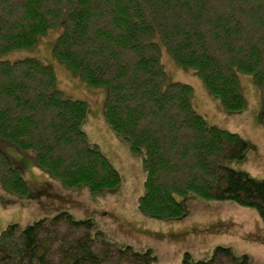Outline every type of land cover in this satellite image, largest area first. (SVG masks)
<instances>
[{"label":"trees","instance_id":"16d2710c","mask_svg":"<svg viewBox=\"0 0 264 264\" xmlns=\"http://www.w3.org/2000/svg\"><path fill=\"white\" fill-rule=\"evenodd\" d=\"M56 27L54 57L77 79L104 90L106 124L141 158L144 192L137 207L143 215L180 217L184 206L174 195L192 192L252 208L264 223V181L223 164L242 160L247 143L197 113L191 85L168 82L160 60L164 49L229 112L244 106L239 74L250 75L264 124V0H0V55L34 46ZM86 115L87 102L64 95L52 66L33 57L0 59V141L65 188H117V168L82 129ZM0 186L19 196L28 192L21 168L2 149ZM155 260L150 248L108 241L91 219L66 211L0 231V264ZM179 264L250 262L217 245L207 260L185 253Z\"/></svg>","mask_w":264,"mask_h":264},{"label":"rangeland","instance_id":"374dc122","mask_svg":"<svg viewBox=\"0 0 264 264\" xmlns=\"http://www.w3.org/2000/svg\"><path fill=\"white\" fill-rule=\"evenodd\" d=\"M59 34V27L52 28L39 36L34 46L2 54L0 59L37 58L53 67L65 96L87 102L82 129L88 142L97 144L117 168L120 184L97 193L90 192L84 185L65 188L39 170L29 156L0 141V149L8 155L12 165L21 168L28 186L27 194L22 196L0 186V231L10 224L23 229L41 218L66 211L77 220L91 219L94 230L101 231L108 241L129 245L137 251L150 248L156 256L151 264H179L185 253L192 261L207 260L217 245L230 246L238 259L245 255L250 264H264V223L252 208L230 201L203 200L188 192L174 195L184 206L180 217L160 219L139 211L137 200L144 192L141 158L131 153L128 143L106 124L104 90L77 79L54 57L52 49ZM160 60L168 82L191 85L190 100L197 113L209 124L238 133L247 143L242 160H224L223 164L264 181V124L257 118L259 91L250 75L239 74L244 106L239 111L229 112L192 70L182 69L164 49H161Z\"/></svg>","mask_w":264,"mask_h":264}]
</instances>
